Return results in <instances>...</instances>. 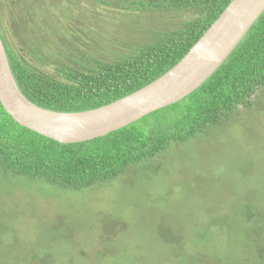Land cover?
Listing matches in <instances>:
<instances>
[{
  "label": "rangeland",
  "instance_id": "obj_1",
  "mask_svg": "<svg viewBox=\"0 0 264 264\" xmlns=\"http://www.w3.org/2000/svg\"><path fill=\"white\" fill-rule=\"evenodd\" d=\"M24 1L20 13L29 8L32 17L22 49L31 59L30 50L51 61L66 60L73 52L60 12L66 0ZM68 1L76 31L94 25L107 34L97 39L91 30L76 44L80 54L90 45L105 52L109 35L124 33L110 22L126 25L112 18L114 0ZM143 16V26L132 28L138 42L152 29L172 26L171 19ZM102 22L112 26L100 27ZM124 46L121 42L120 52ZM262 215L264 89L225 126L171 145L108 183L71 191L0 171V264H239V253L252 250L241 246L242 218L258 221Z\"/></svg>",
  "mask_w": 264,
  "mask_h": 264
},
{
  "label": "trees",
  "instance_id": "obj_2",
  "mask_svg": "<svg viewBox=\"0 0 264 264\" xmlns=\"http://www.w3.org/2000/svg\"><path fill=\"white\" fill-rule=\"evenodd\" d=\"M12 1L14 5L0 0V37L19 90L40 108L70 113L108 105L158 79L188 53L232 0H114L109 10L116 13L112 18L121 17L119 21L126 20V25H117L114 19L110 22L118 32L125 31L109 35L112 39L106 42L111 47L105 52L91 50L95 45H90L87 54H80L76 44L85 42L91 30L97 39L107 34L94 25L76 31L78 24L71 20L66 0L60 12L67 20L65 33L73 52L64 61L48 60L45 53L33 50L31 59L22 49L28 45L26 24L31 23L32 13L29 8L20 13L27 5L24 0ZM143 13L171 19L172 26L152 29L154 35L138 42L132 28L143 26ZM107 25L112 26L105 22L99 26ZM127 37L134 45L128 44ZM121 42L126 46L120 52ZM19 46L38 67L23 58ZM262 89L264 12L219 68L189 96L102 138L62 145L19 126L0 104V171L71 191L108 183L130 167L166 153L171 145L204 135L208 128L225 126ZM242 233L241 246L252 250L239 253V264H264V215L258 221L242 218Z\"/></svg>",
  "mask_w": 264,
  "mask_h": 264
},
{
  "label": "water",
  "instance_id": "obj_3",
  "mask_svg": "<svg viewBox=\"0 0 264 264\" xmlns=\"http://www.w3.org/2000/svg\"><path fill=\"white\" fill-rule=\"evenodd\" d=\"M264 12V0H232L188 53L138 91L83 112H57L29 102L12 75L0 37V104L19 126L62 145L102 138L173 105L199 88Z\"/></svg>",
  "mask_w": 264,
  "mask_h": 264
}]
</instances>
